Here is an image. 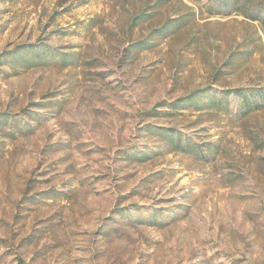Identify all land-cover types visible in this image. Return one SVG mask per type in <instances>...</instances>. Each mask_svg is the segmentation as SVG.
Returning a JSON list of instances; mask_svg holds the SVG:
<instances>
[{
	"label": "rangeland",
	"instance_id": "374dc122",
	"mask_svg": "<svg viewBox=\"0 0 264 264\" xmlns=\"http://www.w3.org/2000/svg\"><path fill=\"white\" fill-rule=\"evenodd\" d=\"M263 9L0 0V264H264Z\"/></svg>",
	"mask_w": 264,
	"mask_h": 264
},
{
	"label": "trees",
	"instance_id": "16d2710c",
	"mask_svg": "<svg viewBox=\"0 0 264 264\" xmlns=\"http://www.w3.org/2000/svg\"><path fill=\"white\" fill-rule=\"evenodd\" d=\"M260 25L264 31V9H263L262 16L260 18ZM148 45H151V44H148ZM72 59H74V57H72ZM19 61H20V58L16 60V63H18ZM42 61H45V59L43 58ZM60 62L64 63L65 65H68L70 63L68 60H65V59L61 60ZM31 63H32V61H31ZM222 72H223V70H222ZM242 90L243 89L239 88L238 91H242ZM204 95H211V99L205 105V107H217V108L227 109V106L225 104H223V102L221 100L218 101L215 98V95L213 94V92L210 88H204V89L194 90L193 92H191L190 94H188L184 98H179L176 102L171 104V106H170L171 110H169L168 112L175 115V114L179 113L178 112L179 107H189V106H193V107L197 108V111H199V109H201V108H199L200 106L198 104H199L200 99ZM262 98L264 100V95ZM201 107H203V106H201ZM172 143H171L172 147L175 149L174 151H182V152H187V153H194V151H195L191 144H186V143L181 144V142L179 140H177L176 142L172 141ZM176 149H178V150H176ZM132 153H133L132 155H138V153L136 151H134ZM143 156L148 157L149 155L144 154Z\"/></svg>",
	"mask_w": 264,
	"mask_h": 264
}]
</instances>
